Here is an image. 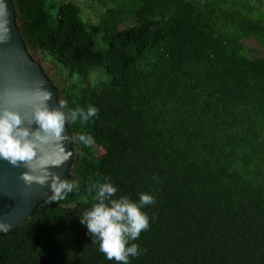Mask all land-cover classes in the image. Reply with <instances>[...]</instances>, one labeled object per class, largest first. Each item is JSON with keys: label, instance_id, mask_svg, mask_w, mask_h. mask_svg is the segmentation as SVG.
I'll list each match as a JSON object with an SVG mask.
<instances>
[{"label": "trees", "instance_id": "1", "mask_svg": "<svg viewBox=\"0 0 264 264\" xmlns=\"http://www.w3.org/2000/svg\"><path fill=\"white\" fill-rule=\"evenodd\" d=\"M10 1L29 56L110 78L49 80L58 103L99 109L66 124L95 142L70 143L78 188L1 233L0 264H117L79 221L105 178L155 199L129 264H264V0H90L94 23L70 1Z\"/></svg>", "mask_w": 264, "mask_h": 264}, {"label": "clouds", "instance_id": "2", "mask_svg": "<svg viewBox=\"0 0 264 264\" xmlns=\"http://www.w3.org/2000/svg\"><path fill=\"white\" fill-rule=\"evenodd\" d=\"M10 39L7 7L0 2V44ZM5 97L0 104V160L26 169L20 175L26 186L48 185L51 189V195L47 197L49 202L64 200L78 185L49 169L60 166L71 156L64 148V141L81 143L85 147L95 142L90 134L66 136L65 125L78 120L87 122L97 116L99 109L93 105L86 109L67 108L64 101L50 108L48 101L52 93L42 82L23 91L6 92ZM33 125L37 127L33 128ZM93 190L96 202L79 217V221L98 241L99 251L106 259L129 264V257H136L141 251L137 243L131 242L149 227V216L143 209L154 204L155 199L143 192L139 193L138 200L124 195L116 197L118 189L110 178L93 184L89 191ZM7 227L0 223V230H7Z\"/></svg>", "mask_w": 264, "mask_h": 264}, {"label": "water", "instance_id": "3", "mask_svg": "<svg viewBox=\"0 0 264 264\" xmlns=\"http://www.w3.org/2000/svg\"><path fill=\"white\" fill-rule=\"evenodd\" d=\"M7 7L11 39L0 44V104L6 99V92L23 91L42 82L43 87L52 93L48 101L50 108L58 105L56 90L52 88L49 79L41 72L35 60H32L24 49L17 29L14 25L13 7L10 0H0ZM37 127L33 125V128ZM66 136L70 134L65 125ZM64 148L71 152V156L60 166L51 167L49 170L60 177L66 175L74 151L68 140L64 141ZM26 169L13 167L5 160H0V223L6 224L7 230H0L6 233L19 225L30 215L33 208L40 202L47 201L51 193L48 185L26 186L20 179V175Z\"/></svg>", "mask_w": 264, "mask_h": 264}, {"label": "rangeland", "instance_id": "4", "mask_svg": "<svg viewBox=\"0 0 264 264\" xmlns=\"http://www.w3.org/2000/svg\"><path fill=\"white\" fill-rule=\"evenodd\" d=\"M75 3L80 8L82 19L86 22H96L102 7L98 4L91 2L90 0H65ZM252 48L260 50L259 47L253 43ZM30 56L36 61L38 66L45 72L49 80L53 82L57 87L61 85L70 86L71 84L79 85L83 81H89L92 83L94 80L107 81L110 75L105 72L104 68L99 66L91 70L85 77H81L75 73H71L58 62L50 58L47 54H40L38 51H34L28 48ZM102 152L101 148L97 149L98 155Z\"/></svg>", "mask_w": 264, "mask_h": 264}]
</instances>
